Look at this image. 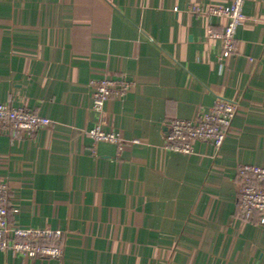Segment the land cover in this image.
I'll return each instance as SVG.
<instances>
[{"label": "crops", "instance_id": "obj_1", "mask_svg": "<svg viewBox=\"0 0 264 264\" xmlns=\"http://www.w3.org/2000/svg\"><path fill=\"white\" fill-rule=\"evenodd\" d=\"M230 2L0 0V102L54 122L23 139L0 132L9 221L66 237L61 259L0 252V264H264V225L239 217L236 181L239 164L264 166V0L245 2L238 53L222 61L207 30L227 20L192 12ZM117 74L136 83L105 104L122 151L86 133L100 121L91 80ZM218 97L241 98L218 150L163 147L171 119Z\"/></svg>", "mask_w": 264, "mask_h": 264}, {"label": "built area", "instance_id": "obj_2", "mask_svg": "<svg viewBox=\"0 0 264 264\" xmlns=\"http://www.w3.org/2000/svg\"><path fill=\"white\" fill-rule=\"evenodd\" d=\"M247 0H231L228 4L211 3L208 6L193 5L192 12L206 18L221 17L227 20L222 31L215 32L211 26L207 36L221 40L219 60L238 53L237 31L245 20L244 4ZM252 64L258 62L249 58ZM92 110L100 116L99 123L87 130L94 142H110L124 149L126 140L120 133L103 129L105 104L114 98H124L134 87V80L123 74L105 76L91 80ZM241 98L218 97L208 110H201L195 119L174 118L168 122V134L164 148L184 154L194 153V143L204 141L218 150L231 136L234 119ZM54 122L26 106H14L0 102V132L16 139L35 136ZM136 143L137 140H133ZM239 184L238 210L244 221L264 225V166L239 164L236 168ZM11 186L8 181L0 182V252H13L31 259H61L65 253L66 237L61 229L27 228L15 226L9 221ZM19 210L16 209L15 212Z\"/></svg>", "mask_w": 264, "mask_h": 264}]
</instances>
